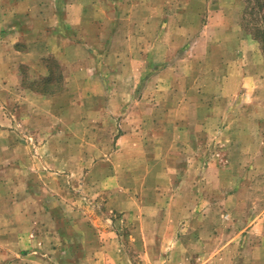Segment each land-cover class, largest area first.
Instances as JSON below:
<instances>
[{
	"label": "crops",
	"instance_id": "1",
	"mask_svg": "<svg viewBox=\"0 0 264 264\" xmlns=\"http://www.w3.org/2000/svg\"><path fill=\"white\" fill-rule=\"evenodd\" d=\"M209 1L0 0V147L8 151L0 153V163H8L0 179L3 174L14 179L4 204L10 217L0 214V264H130L126 251L116 244L120 236L111 230L113 220L135 226L144 236L154 234L152 227L169 223L161 215L163 203L145 198L147 187L116 185L117 178L134 177L116 163L159 161V145L150 137L145 140L143 131L149 124L158 129L160 85L168 90V111L173 107L174 113L175 83L194 79L192 65L208 55V34H241L239 0H215L217 8L206 22ZM170 3H179V18L199 19L194 42L190 38L182 46L175 42L176 34L194 31L190 22L171 24L175 14ZM202 42L203 51L195 54L193 48ZM242 45L244 54L238 56L236 49ZM249 45L252 51L246 49ZM181 50L183 54L177 55ZM261 50L244 36L231 47L222 44L215 62L224 67L218 77L221 89L227 91L234 82L238 85L230 87L233 95L247 88L249 97L263 102L257 114H264ZM254 57L260 67L250 71ZM180 64L187 68L177 73ZM200 98L184 106L201 108ZM84 129L94 131V138H81L77 130ZM24 147L28 156L21 155ZM28 161L44 168L41 177L98 176L96 187L71 189L76 194L82 188L103 201L69 203L57 196L53 203L31 202L29 192L14 184L20 171L16 163ZM70 162L80 163L82 172ZM100 162L107 171L97 175L93 163Z\"/></svg>",
	"mask_w": 264,
	"mask_h": 264
},
{
	"label": "rangeland",
	"instance_id": "2",
	"mask_svg": "<svg viewBox=\"0 0 264 264\" xmlns=\"http://www.w3.org/2000/svg\"><path fill=\"white\" fill-rule=\"evenodd\" d=\"M238 3L241 34L223 31L208 34V55L192 65L195 80L189 82L182 79L175 83L174 113L171 112L173 107L170 113L168 111L169 92L160 85L158 95L162 110L158 115V129L153 130V124H149L143 131L145 140L150 137L159 145V161L116 163L134 174V177L117 178L116 185L125 184L133 189L141 185L147 187L145 198L163 203L161 215L168 221L170 219L167 224L152 227L154 234L147 233L145 236L136 231L135 226L126 225L119 219L113 220L111 230L120 236V241L114 240L126 251L125 260L130 264H264V114L255 113L263 107V102L249 97L247 88L234 95L230 93V87L235 88L237 82L223 91L218 77H221L224 67L215 65L221 45L231 47L244 36H249L261 46L258 54L264 57V0H239ZM170 4L172 14H175L170 17L171 24L190 22L194 31L186 35L176 34L175 42L181 46L187 38L194 42L198 36L195 28L199 19L179 18V3ZM209 5L211 9L203 18L206 22L210 21V13L217 8L215 0H210ZM234 11L232 18L235 20L237 8ZM204 46L202 42V45L193 48L195 54L201 53ZM244 47L236 49L238 56L244 54ZM246 49L252 51L250 45ZM178 54H183V50ZM256 58L249 61L250 71L260 67ZM185 67L177 65V73L184 71ZM125 86L129 90L133 88L132 83ZM197 98L202 101L201 108H193L188 103L184 106L188 100L192 103ZM147 106L145 104L144 110L149 112ZM110 133L112 139L114 133ZM77 134L81 138H94V131L91 130H77ZM24 149L21 155L28 156V149ZM7 152V147H0V153ZM93 164H96L94 170L97 175L107 171L103 162ZM16 165L20 174L16 172L19 176L14 184L29 192L26 196L31 202L42 200L53 203L57 196L59 201L69 203L103 201L100 195L86 194L82 188L76 194V190L71 189L73 186L96 187L101 180L98 176L41 177L39 174L44 168L36 161ZM64 165L66 168V163ZM69 165L80 169V173L83 170L80 163L70 162ZM7 166V162L0 163V171ZM67 173L66 168L63 174ZM144 174L149 175L144 177ZM3 176L0 179V202L3 203L0 214L8 219L9 210L4 204L9 202V184L14 179H9L8 174ZM58 187H66L64 193L54 192ZM67 187L70 189L67 190ZM173 219L175 222H172ZM34 230L33 226L32 232ZM148 235H151L149 241L146 240Z\"/></svg>",
	"mask_w": 264,
	"mask_h": 264
},
{
	"label": "trees",
	"instance_id": "3",
	"mask_svg": "<svg viewBox=\"0 0 264 264\" xmlns=\"http://www.w3.org/2000/svg\"><path fill=\"white\" fill-rule=\"evenodd\" d=\"M263 35H264V31H263Z\"/></svg>",
	"mask_w": 264,
	"mask_h": 264
}]
</instances>
